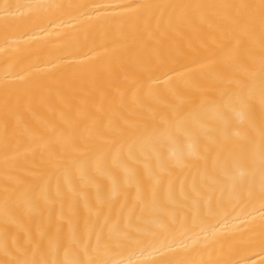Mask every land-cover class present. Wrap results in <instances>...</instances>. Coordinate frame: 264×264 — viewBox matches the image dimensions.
I'll list each match as a JSON object with an SVG mask.
<instances>
[{
    "label": "bare ground",
    "instance_id": "obj_1",
    "mask_svg": "<svg viewBox=\"0 0 264 264\" xmlns=\"http://www.w3.org/2000/svg\"><path fill=\"white\" fill-rule=\"evenodd\" d=\"M0 264H264V0H0Z\"/></svg>",
    "mask_w": 264,
    "mask_h": 264
}]
</instances>
